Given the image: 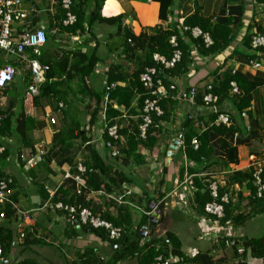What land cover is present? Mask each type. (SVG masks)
Instances as JSON below:
<instances>
[{"label":"crops","instance_id":"obj_1","mask_svg":"<svg viewBox=\"0 0 264 264\" xmlns=\"http://www.w3.org/2000/svg\"><path fill=\"white\" fill-rule=\"evenodd\" d=\"M88 2H90V5L82 7L86 15L90 14L94 7V0H88ZM32 6L36 11L29 17L33 21L32 28H43L46 31L47 41L41 48V56L38 58L41 64L47 65V62H49V64L54 65L65 55H68V64H72L76 59L75 53L86 54L96 49L99 62L95 65L93 74L86 80L87 86L92 93L99 92L101 85H105V75L111 64L120 66L122 71L129 74L133 71L134 66L131 63H127L124 56L120 53L122 36L118 33L117 25L95 23L90 27L88 32L84 34L77 33L73 36L62 31L60 26H58L60 15L56 0H24V8L29 10ZM171 11L172 17L169 21H176L180 25H182L185 18L193 15L195 11L201 17L210 20L211 25H224L225 21H229L228 29L232 40L220 54L208 57L201 56L193 48L191 52L192 61L189 64L188 72L185 75L169 79L171 84L176 85L177 91H193L196 93V97H202L206 88L213 86L222 98L217 105V114H214L209 107L204 108L201 105H197L196 100H194V104H191L187 101H177L174 98V100L171 99L174 103L173 106L166 105L169 117L168 121L163 124V134L167 137L164 143H162L164 151L166 150L162 155L163 160L158 157L155 146L149 151L141 149L143 157L142 165L129 164L126 168H123V172L129 173L134 180V183H125V185L136 187L141 192V196L133 195L125 199L126 202H129L134 207L130 206L131 208H128L131 223L127 239L124 240L126 244L124 247L117 246V249H114L107 241L91 234V232H86V230H71L67 227L59 212H46L45 208L41 209L38 206L40 196L31 182L26 183L28 182L27 174L20 170V164H17L19 163L17 156L14 160H10L4 171L16 179L17 188L19 189L17 207L23 211L30 212L34 231L48 238L50 242L34 243L33 245L16 248L9 257V264H14V262L21 260L32 261L34 264H81V255L87 250H91L101 262L121 256L116 264H143L146 262V260L144 261L146 249H142L141 247L148 240L146 242L142 241L135 231L142 217L137 208L145 207L144 200L147 196L151 200L154 199L157 208L161 211L160 218L165 221V227L161 229L162 232L157 235L158 237H162L166 232L174 234L181 242V251L184 255L189 254L191 251H196L197 253L208 252L214 259L230 258L232 252L230 249L223 248L220 243L215 245L200 240L203 230L200 220L204 217L197 213H195L194 217H189L191 215L184 211L188 207L193 208L195 211L193 195L189 196L188 200L185 201V203L188 201L187 205H183L184 202L179 201L178 198V194L182 192L180 190L183 188L182 181H178L179 150L173 153L169 162H167L168 158L165 156L171 142L178 137L186 119L191 122L193 130L197 134H200L206 130L210 119L219 113L229 116L231 131L227 129L220 134L214 133L208 138L207 146L211 150V161L206 162V164L210 163L211 168L198 174L197 178L205 185L211 181H224L229 187L228 192L233 203L232 216H246L245 219L242 218L236 223H232L231 229H228V232L227 230H220L221 235H238L240 238L239 243L242 245L247 240L256 239L264 235V213L254 214L256 209L249 203L250 200L247 196L249 190L246 185H230L227 182V177L232 172L250 171L249 166L252 157L264 161V58L260 59L261 57L257 56L252 60L251 55L253 54L251 51L246 50V44L243 41L246 36L264 31V6L256 5L254 0H173ZM119 15L124 16V20L120 25L121 31L128 28L136 36L141 32H145L147 28L158 25L166 27L167 24L159 20V4L155 0H104L100 16L103 19H109ZM185 42L187 43V40ZM0 61L1 65L7 63L16 69L14 80L9 85L11 91L9 89L5 91V103L1 109L5 110L11 103L17 102L22 98L25 90L24 79L28 71L23 64L17 62L14 56L0 53ZM250 61L257 63L258 67L251 66ZM233 74L246 76L250 82L261 83L260 86H257L250 93L252 99L249 107L242 111L245 113V117L240 116L242 112L240 114L237 113L233 105L235 98L231 93H228V83ZM71 75L72 77L69 79L66 76L61 78L57 76L51 79L50 82L61 83V86H59L60 91L63 92L61 96L65 95L70 99L71 97L80 98L81 95L77 93L78 78L73 76V74ZM84 98H86L87 104L92 106L93 110L95 104L93 97L85 95ZM59 101L63 102V100ZM27 103L29 104L28 100L24 104L26 105ZM48 103L52 102L42 99L41 108L38 109L41 111V114L43 113L42 121L44 122V126L41 129L32 131L30 138L33 142V147L29 148L26 145H21L16 140L14 141H16L18 146L12 145L14 143L13 140L10 143V146L16 150L20 147V154L28 155L33 152L34 146H42L47 152L50 150L52 137L57 132L59 128L57 126L62 123L63 119L60 113L56 116L55 125L46 123L44 120V109L49 106ZM68 105L64 110L70 115L68 119L70 124H74L77 121L83 124L88 120L89 114L85 116V119H80L79 115L73 111L74 103L71 104L70 102V105ZM133 106H135V101L133 102ZM28 111L27 116L29 115V118L26 121V129H31L35 120H38L37 109L31 107ZM120 111L123 113L122 116H126V111L123 108H120ZM126 117H123V119H126ZM130 119L136 120V117H130ZM95 127L91 128V133L93 134L95 133ZM100 130L98 129L92 138V140L97 141L92 144L95 145L98 152L99 147H102L100 142H98ZM36 134L43 139L40 143L35 144ZM121 144L124 145V142ZM229 149L236 150L238 163L228 164L227 168H225L224 163L227 161L225 153ZM50 155L51 162L47 165L50 173L47 174V181L43 183H48L50 187L54 186L52 188L57 187L63 182V175L70 169L68 163L59 164L61 159L72 157L78 163L84 160V153L76 145L66 153H63L57 147L51 151ZM101 156L105 159H110L106 150H104ZM192 165L195 167L193 163ZM39 169H42V166L36 168V171ZM143 170L148 175V181L144 184L145 187L148 188L150 185L152 186V184L154 185L160 181L157 190L155 192L150 191L147 196H145L147 192L144 187L139 183L136 184L134 179V172L139 173ZM156 177L161 180L156 179ZM115 193L110 196L115 197ZM161 195L163 197L159 199L158 197ZM103 197V192H100L99 195L90 196L94 202L103 203V205H99L100 213L107 214L114 219L123 220L124 215L121 212L120 205H111V199L107 200V198L103 199ZM130 198L135 200L140 199L141 203H133L129 200ZM177 211H184L183 213L188 217L182 220L176 219L177 216L175 218L174 213ZM208 222L207 227L212 229L216 227V223L212 219L208 220ZM161 223L159 224L160 227ZM159 226L156 228V233L159 231ZM133 243L141 248L140 251L135 250L134 252L130 249ZM35 244H40L36 248L37 250H34ZM118 248L119 252L116 253ZM131 251L134 252L133 256L131 255ZM246 264H264V260L248 256Z\"/></svg>","mask_w":264,"mask_h":264},{"label":"trees","instance_id":"obj_2","mask_svg":"<svg viewBox=\"0 0 264 264\" xmlns=\"http://www.w3.org/2000/svg\"><path fill=\"white\" fill-rule=\"evenodd\" d=\"M58 6V13L60 15L59 25L62 31L70 34L76 35L77 33L84 34L90 30L93 24H110L117 25L118 33L122 36V42L120 44V53L124 56V59L127 63H131L134 68L133 71L129 74L121 70L120 66L111 64L108 68V71L105 75V85L100 88L99 92H91L87 86V79L93 74L95 65L99 62V58L96 55V49L90 53L81 54L75 53V60L72 64H68V55L62 57L61 60L56 62L54 65L47 62L49 71L46 73V80L43 84L40 85L39 95L36 97L31 96L27 92V85L30 82V73H26L24 79V92L21 99L17 102H13L5 110H0V147L4 148L3 153L0 155V173L3 176H7L11 179L9 188L13 190V194L10 198L12 203L17 207L18 202V192L16 179L10 174L5 173V168L10 163V160H14L17 156V159L20 155V147L15 150L14 147L9 144L12 140H16L19 144L26 145V147H33L32 140L30 138L32 131L41 129L44 126L43 121L35 120L31 129H26V121H28L29 115L28 110L33 107L35 109L41 108V101L45 99L52 102L53 105L57 101L63 100L67 106L70 103V98L61 96L59 86L61 83H52L51 79L55 77L66 76L67 79L73 76L78 78V91L77 93L81 96L88 95L94 99V108L89 114L88 120L81 124L80 121L70 124L68 119L70 115L65 112L63 109L61 111V117L63 119L62 123L59 125L57 132L53 135L50 145V150L46 153L44 160L40 163L33 166L28 171L24 172L22 170V163L20 164V170L27 174L28 182H31L36 188L38 195L40 196L39 207H42L46 201L50 199V194L47 190L44 189L45 183L47 181V174L50 173L48 164L51 162V151L55 148H59L63 153L68 152L70 148H73L75 145L84 153V160H81L83 166L85 167V173L82 175L84 179V188H81L80 193H76L75 182L72 179H65L63 182L55 187L54 195H52L50 202L55 203L61 201L64 204L71 206H81L82 208L88 209L94 215H100L102 219L109 221L114 226L122 227L126 230L121 239L117 241H111L107 238V234L103 229H90L88 226L82 225L79 222L78 215L73 216V224L66 223L73 231H85L90 229L91 234L96 235L102 240L107 241L113 247H124L127 239V233L130 228V213L128 208L130 207L129 202L120 204V208L123 212V220L111 218L107 214L100 213V206L103 203L94 202L90 197L89 193L103 192V199L114 194L120 195L123 184H132L134 183L133 178H131L129 173L123 172V168H126L129 164L142 165L143 157L141 154V149L152 150L161 134L163 133V124L168 121L169 112L166 105L173 106V102L170 98L162 99L159 102L162 115L157 117L155 114H152L151 121L152 124L148 129L147 137L145 140L139 139L138 136V126L141 123L140 116L142 114V108L145 100V91L142 87V84L139 81L141 74L145 72L148 68H155L156 78H159L163 84L168 87L170 84L169 79L176 76L185 75L188 72L189 64L192 61L191 52L192 49H196L201 56H216L220 54L232 40V36L228 29L229 21H225L224 25H211L210 20L205 19L199 15L197 11L187 18L184 19L182 25L178 22L169 21L172 17V3L173 0H155L159 4V20L165 22L166 27L160 25L154 26L151 28L145 29V32H141L139 35H134L131 29H124L121 31V23L124 20L123 15L112 17L109 19H103L100 16V11L103 5L104 0H94V7L90 14L86 15L82 7L90 5L88 0H70L71 7L69 11H65L61 7V0H56ZM108 1V0H107ZM256 5L264 6V0H254ZM107 3V2H106ZM106 5V4H105ZM69 12L75 17V22L69 26H63L62 21L66 18V13ZM110 13V12H109ZM183 27L188 28L189 30H183ZM198 28L203 34H207L211 40V45L206 46L202 37L194 38L191 35V29ZM255 34H264V31H260ZM246 36L244 38V44H246V50L251 51V59L254 60L257 56L264 58V48H259L253 50L251 47V41L253 36ZM171 37L175 38L177 43V49L181 52L180 61L172 69H163L159 64L153 60V54H158L163 56L165 59H170L174 48L169 43ZM187 40V43L185 42ZM47 41V38H46ZM1 62V61H0ZM254 61H250L252 63ZM1 66V64H0ZM72 72V73H71ZM155 80V78H154ZM230 81H234L237 85V88L240 90L241 94L239 96L233 95L235 100L233 105L237 113H241L244 109L249 107V103L252 99L250 93L261 83L250 82L248 77L242 76L240 74H233L230 77ZM116 84V88L110 92L106 91L105 86H110ZM229 85V83H228ZM212 87V93L218 98L217 105L220 103L222 98L216 89ZM6 89H9V85ZM11 91V89H9ZM206 93V90H205ZM204 93V94H205ZM230 93V89L229 92ZM196 94V93H195ZM203 94V95H204ZM202 97H196V104L202 105ZM105 98L107 100L105 101ZM28 100L29 104H24ZM174 100V99H173ZM135 101V106L133 102ZM31 102V103H30ZM195 102V101H194ZM24 104V105H23ZM116 106L117 108H114ZM105 108L104 118L108 125L111 126L116 124L120 127L118 134L124 138V145L120 144L116 146L118 149V157L105 159L103 158L95 145L90 144L91 141L89 134L91 128L98 125L101 121L102 111ZM120 108L126 111V119H123L122 111ZM130 117H136V120L130 119ZM217 116H213L210 119L209 124L206 126V130L200 134H197L193 130L191 122L186 119L185 123L182 125L183 133L181 134L184 148L179 150V167H178V181L183 180L184 167H183V156L185 160L190 165L188 167V174L194 175L192 179V186L195 191L193 192V202L195 205V211L198 215H203V207L205 204L211 202L213 199L210 197L209 191L207 190V185L203 184L200 179L196 176L201 172H205L208 168H211V164L206 162L211 161V150L207 146L208 138L212 134H220L225 132L227 129L230 130V126L226 128L223 125H214V121ZM231 131V130H230ZM2 138L6 139L7 142L2 141ZM196 138L199 142V146L194 150L191 145V140ZM103 139L107 140V135H103ZM10 141V143H8ZM89 143V144H87ZM119 147V148H118ZM87 153V154H86ZM226 160L224 167L227 168L228 164H237V153L234 149H229L226 151ZM166 156V155H165ZM19 161V160H18ZM204 162V163H203ZM68 163L70 166V173L72 175L78 174L76 169V164L78 161L72 157H65L61 159L59 164ZM192 163L195 165L193 167ZM204 165V166H203ZM36 171V168H40ZM165 170V168H164ZM36 171V172H34ZM46 173V174H45ZM264 177V174H263ZM251 180V171L240 172L235 171L230 173L227 177V182L230 185L234 184H245L249 190L250 196L253 195L254 189L250 184ZM48 184V183H46ZM225 193H228V189H219L217 202L220 203V197ZM144 195V194H143ZM145 196H147L145 194ZM163 195L158 197L162 198ZM157 198V200H158ZM130 198L129 200H132ZM134 200V199H133ZM249 203L253 205V208L256 209L254 214L264 213V200L263 199H251L249 197ZM145 206L147 209L151 205V202L154 199H150L148 196L145 199ZM141 200L139 199L140 204ZM155 202V201H154ZM115 203V204H114ZM111 205H118L115 200L111 199ZM224 209V218L221 220V223L230 220L232 223H236L240 219H245L246 216L234 215L232 216V201L231 198L227 204L221 203ZM13 205V206H14ZM12 205H7L4 209L5 219L0 221V246L3 251V256L7 261L6 264H9V257L16 248L25 247L28 245H33L34 243H43L42 240L30 239V235L26 236L25 241L22 244L16 243L15 238V207ZM131 208V207H130ZM42 209V208H41ZM46 212H52L49 207H45ZM59 212V211H57ZM62 216V212H59ZM142 215V214H141ZM149 218L142 215L138 227L136 228V235L140 228L144 225L148 226L150 240L144 244L141 248L146 249V256L144 257L143 264H149L153 258L157 255L155 252V245L160 246L161 252L164 256L173 255L180 258L181 260L174 264H246L247 257L262 259L264 260V235L259 238L247 240L243 243V252L238 254L235 248H231V257L230 258H219L214 259L208 252H200L196 256L190 258L186 257L181 251V242L180 240L172 233L166 232L162 237L153 236L155 229L163 221L162 218L159 219L158 223L151 226L148 224ZM128 242V241H127ZM134 252L140 251V247L137 244H132L130 246ZM224 248V247H223ZM119 252L118 251L116 253ZM134 252L131 251V255H134ZM130 254V253H128ZM121 256L114 257L112 260L101 262L91 250H87L81 255V264H116L120 260ZM13 264V263H12ZM14 264H34L32 261L21 260L14 262Z\"/></svg>","mask_w":264,"mask_h":264},{"label":"built area","instance_id":"obj_3","mask_svg":"<svg viewBox=\"0 0 264 264\" xmlns=\"http://www.w3.org/2000/svg\"><path fill=\"white\" fill-rule=\"evenodd\" d=\"M24 0H0V53L5 55L14 56L20 64L25 66V69L30 73V82L27 85V92L36 97L39 95L40 85L43 84L46 80V73L49 71L47 65L41 64L38 61V58L41 56V48L46 43V31L43 28H32V19L29 18L30 15L34 14L36 11L32 6L31 9L27 10L23 7ZM61 7L65 11H69L71 7L70 0H61ZM75 22V17L69 12L66 13V18L62 21L63 26L72 25ZM183 30H189L186 27H183ZM191 35L194 38L202 37L206 46L211 45V40L207 34H203L198 28L191 29ZM169 43L174 48L172 56L170 59H165L163 56L158 54H153V60L159 64L163 69H172L181 59V52L177 49V43L174 37H171ZM251 47L253 50L264 48V34H255L251 41ZM253 67H258L257 63H250ZM156 69L148 68L143 74L140 75L139 81L142 84V87L145 91V100L142 108V114L140 116L141 123L138 126V136L139 139L145 140L147 137V132L149 127L152 124L151 115L155 114L157 117L162 115V111L159 106V102L162 99H176L177 101H187L191 104H194L195 93L193 91H177V87L174 84H169L166 87L163 82L156 78ZM16 75V69L10 64L3 63L0 66V110L5 103V91L8 85H10ZM155 78V80H154ZM116 84L105 86L106 91L110 92L116 88ZM230 93L236 96L241 94L240 90L237 88V85L234 81L229 82ZM107 98H105V101ZM203 104L201 105L204 108H211L214 114H217V102L218 98L212 93V87L208 86L206 88V93L202 98ZM53 105V104H52ZM66 108V105L62 101H57L53 108L48 106L44 109L45 115L44 120L49 125L56 124V116L61 113L63 109ZM114 108H117L114 106ZM105 108L102 111V117L99 125H101L100 134L98 135V142L101 146L108 151L109 158L118 157V149L116 146L123 143V138L119 136L118 131L120 127L116 124L111 126L108 125L104 118ZM241 117H245V113L240 114ZM125 117V116H122ZM1 120V117H0ZM214 125H223L226 127L230 126L229 116L226 114L219 113L217 118L214 121ZM183 129H180V133L176 141V151L183 150V140L181 134ZM107 135L108 139L104 140L103 135ZM2 141L7 142L6 139L2 138ZM96 140H91L89 143H96ZM10 143V141L8 142ZM87 143V144H89ZM191 145L194 150L199 146V142L196 138L191 140ZM4 148L0 147V155L3 153ZM46 151L42 146H34L33 152L28 155L20 154L18 157L17 164H23L22 170L24 172L31 169L36 164L44 160ZM249 170L251 171V180L250 184L254 189V193L250 196V193H247L248 197L251 199H263L264 200V161L262 159L251 158ZM183 167L184 175L182 180V190L178 194L179 201L184 202L183 205H187L186 200L189 196L195 191L192 186V179L194 175L188 174V167L190 165L185 160L183 156ZM20 167V166H19ZM76 169L78 174L72 175L70 171H67L63 175V180L72 179L75 182L76 193H80L81 188H84V179L82 175L85 173V167L81 162L76 164ZM198 177V176H196ZM11 179L7 176H3L0 173V221H3L5 217L4 209L7 205H14L10 200L13 190L9 188ZM59 186V185H58ZM236 187V186H235ZM229 187L224 181H211L207 184V190L209 191L210 197L213 199L211 202L207 203L203 207L204 214L200 221L203 225V230L200 235V240L205 242H210L212 244L218 245L219 243L224 248H235L238 254H242L243 247L239 243V236L225 234L224 236L220 234V230L231 229L232 221L227 220L221 223V220L224 218V209L221 203L227 204L230 200V194L225 193L220 197V203L217 202L218 191L219 189H224ZM44 189L48 191L50 196L54 195L55 188L49 186V184L44 185ZM236 190V189H234ZM98 193H89V197L93 195H99ZM133 195L141 196V192L136 187H130L125 184L122 185V193L116 195L115 197L108 196L109 199L116 201L118 205L128 203L125 201L126 198H129ZM50 197V199H51ZM50 199L45 202V204L40 208L49 207L52 212H62V219L65 223L73 224V216L78 215L79 222L82 225L88 226L90 229H103L107 238L111 241H117L121 239L123 234L126 232L122 227L114 226L109 221H106L101 218L100 215L92 214L88 209L82 208L81 206H71L64 204L61 201L52 203ZM155 203V202H153ZM152 204V203H151ZM129 206L134 207L132 204ZM151 206V205H150ZM148 207H138L137 210L140 214L150 218L154 214V210ZM15 238L17 244H22L27 235H30L31 238L42 240L43 242H50V240L41 234L37 233L33 229V222L31 221V215L28 211H23L16 207L15 205ZM157 208V204H156ZM158 209V208H157ZM185 210V213L190 214L192 217L195 215L193 208ZM161 212V211H160ZM161 217V214L159 218ZM158 218V219H159ZM212 219L216 223V227L209 228L207 227L208 220ZM205 226V227H204ZM148 241L151 239L149 236V231L147 232ZM155 252L157 255L149 264H174L179 262L181 259L173 255L164 256L161 252L160 246L155 245ZM190 254V255H189ZM189 254H185L186 257H194L198 253L196 251H191ZM7 261L3 256V251L0 246V264H6Z\"/></svg>","mask_w":264,"mask_h":264},{"label":"rangeland","instance_id":"obj_4","mask_svg":"<svg viewBox=\"0 0 264 264\" xmlns=\"http://www.w3.org/2000/svg\"><path fill=\"white\" fill-rule=\"evenodd\" d=\"M70 102H71V104L72 103H74V106H73V111L75 112V113H77V115H79V118L80 119H85V116L87 115V114H90V112L92 111V106L90 105V104H87V102H86V98H84V96H81L80 98H76V97H71V100H70ZM48 105L51 107V108H53V105H52V103H48ZM69 105H70V103H69ZM68 105V106H69ZM67 110V109H66ZM37 119L39 120L40 119V117H41V119L39 120V121H42V117H43V113L41 114V111L40 110H38L37 109ZM56 127V126H55ZM57 127H59V126H57ZM101 129V125H97L96 127H95V133L97 132V130L98 129ZM164 132V131H163ZM94 133V134H95ZM94 134L93 133H91L90 132V134H89V137H90V139L92 140V138L94 137ZM167 137H166V135L165 134H161V136H160V138H159V141H158V143H157V145H156V152L158 153V157L160 158V159H162L163 160V153L166 151H164V148H163V146H162V143H164V140L166 139ZM43 139V138H42ZM42 139H41V137L38 135V134H36V140H35V144L36 143H40L41 141H42ZM13 141H14V139H13ZM15 143V144H14ZM14 143L12 144L13 146H15L16 147V145H17V143H16V141H14ZM10 145V144H9ZM18 146V145H17ZM16 150V149H15ZM104 148H100L99 147V153H100V155H102L103 153H104ZM12 169H13V167H12ZM14 170H17V169H14ZM135 173H136V171L134 172V179H135V182H136V184H140L141 186H143L144 187V189H145V191L147 192L146 193V195H149V193H150V191H152V192H155L156 190H157V187L160 185L159 183H160V181L158 182V183H156V184H152V186L150 185V187H145V182L146 181H148V175H147V173H146V171H141V172H139V173H136V177H135ZM131 178H133V177H131ZM156 179H158V177H156ZM158 180H161L160 178L158 179ZM51 187H54V186H51ZM150 188V189H149ZM154 190V191H153ZM117 195V194H116ZM133 203H136V204H138L139 203V199L138 200H131ZM141 203V202H140ZM144 203H146V201L144 200ZM185 211V210H184ZM183 211V212H184ZM137 212V211H136ZM183 212H179V211H177V212H175L174 213V215H175V218H176V216H177V218L176 219H178V220H182V219H186V217H188L187 215H185ZM189 217H192V216H189ZM190 219V218H189ZM164 220L162 221V225H161V227L159 226V231H158V233H156V230L157 229H155V231H154V233H153V236H157V235H159V234H161V232H162V230L161 229H163V227H165V224H164ZM40 244H35V247H34V250H37L36 248L39 246ZM54 249V248H53ZM56 250V249H55ZM57 251V250H56ZM57 253H58V251H57Z\"/></svg>","mask_w":264,"mask_h":264},{"label":"water","instance_id":"obj_5","mask_svg":"<svg viewBox=\"0 0 264 264\" xmlns=\"http://www.w3.org/2000/svg\"><path fill=\"white\" fill-rule=\"evenodd\" d=\"M176 151V141L173 140L170 144V146L168 147V151L166 153V156L168 158L167 162H169V160L171 159V157L173 156V153ZM151 209L154 210V214L149 218L148 220V224L153 226L158 222V218L161 214L160 210L156 208V203H152L150 206ZM86 232H91L90 229L86 230ZM148 232V226L144 225L140 228L138 235L139 237L142 239V241L146 242L147 239V233ZM114 249H117V246H114Z\"/></svg>","mask_w":264,"mask_h":264}]
</instances>
